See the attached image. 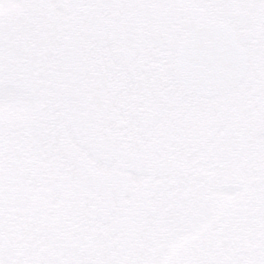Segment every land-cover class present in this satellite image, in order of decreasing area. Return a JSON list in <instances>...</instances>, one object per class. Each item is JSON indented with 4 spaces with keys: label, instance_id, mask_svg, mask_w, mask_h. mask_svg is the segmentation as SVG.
Segmentation results:
<instances>
[{
    "label": "snow or ice",
    "instance_id": "1",
    "mask_svg": "<svg viewBox=\"0 0 264 264\" xmlns=\"http://www.w3.org/2000/svg\"><path fill=\"white\" fill-rule=\"evenodd\" d=\"M0 264H264V0H0Z\"/></svg>",
    "mask_w": 264,
    "mask_h": 264
}]
</instances>
